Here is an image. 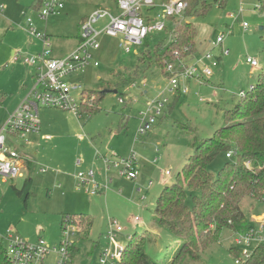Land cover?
Listing matches in <instances>:
<instances>
[{"label": "rangeland", "instance_id": "374dc122", "mask_svg": "<svg viewBox=\"0 0 264 264\" xmlns=\"http://www.w3.org/2000/svg\"><path fill=\"white\" fill-rule=\"evenodd\" d=\"M240 1L245 10L234 21L229 14L238 10ZM154 2L160 6L163 0ZM36 4L37 0H0V7H4L0 13V129L8 113L23 98V86L31 88L34 84L35 69L20 62L13 63L12 59L15 52L27 57L41 51L38 40L33 39L35 46H30L32 37L26 31V21L30 18L37 32L44 34L45 24L38 19ZM110 6L111 3L95 0L68 2L46 26L55 47L54 56H66L75 51L82 21L95 9ZM258 7L259 0H229L226 8L214 4L204 16L192 14L174 18L177 23L194 25L198 53H212L219 58L220 65L213 77L203 82L183 80L182 86L189 89L187 94L166 93L169 104L162 116L149 134L138 139L140 111L169 85V78L156 65L146 68L143 74L145 68L139 65L138 57L153 51L157 45H169L174 23L169 20L166 31L150 34L143 46L134 47L129 54L120 49V40L102 36L100 50L93 53L99 67L88 66L67 81L70 86H81L82 91H110L100 104L97 95L87 94L91 101L85 105L98 106L99 112L82 114L81 118L72 112L41 107L40 132L30 136L29 142L14 139L13 146L23 164L22 176L0 186V233L12 228L30 243L43 239L51 246H59L63 242V216L87 217L93 221L88 237L82 239L80 232L71 239L79 249L72 264H100L101 254L109 248L106 238L109 220H116L124 229L118 236L122 247L135 233H152L157 200L165 186L177 181L194 154L196 144L212 138L217 130L226 126L225 113L241 102L239 94L249 92L264 70V13ZM157 12L154 10V15ZM245 23L247 29L243 27ZM103 24L101 21L97 26ZM221 36H225L224 47L229 50L226 57L222 56L221 47L212 46ZM248 58L256 60L258 67L252 68L246 61ZM188 61L189 64L193 60ZM134 84L138 86L131 88ZM79 94L76 92L77 96ZM119 98L124 99V104L119 103ZM46 136H51L52 140H45ZM83 145L90 150L89 159L79 168L76 163L83 161L79 153ZM96 152L111 163L135 153L138 180L120 177L113 167L107 172ZM230 161L233 160L222 153L208 170L217 179ZM101 166L102 181L98 179ZM87 169H94L102 184L108 177L112 179L106 197H92L76 189L77 173ZM250 169L255 173L257 168L251 165ZM166 171L171 175L166 176ZM150 182L153 186L148 187ZM142 195L146 196L145 201L141 200ZM249 204L251 201L246 200L242 207L251 220L259 214H252ZM136 217L140 222H135ZM158 231L160 237L157 243L147 247V254L154 260L169 259L177 241L168 230ZM220 233V239L201 254L199 261L186 257L182 264H235L234 255L230 253L235 247L234 236L227 229Z\"/></svg>", "mask_w": 264, "mask_h": 264}, {"label": "built area", "instance_id": "2783aa9c", "mask_svg": "<svg viewBox=\"0 0 264 264\" xmlns=\"http://www.w3.org/2000/svg\"><path fill=\"white\" fill-rule=\"evenodd\" d=\"M70 1L74 0H44L41 9L37 11L38 19L45 24L44 34L37 32L33 20L29 18L26 21V31L32 37V41L38 40L41 43V51L27 57H22L20 52L13 54V63L21 62L25 66L32 67L36 74L34 85L15 111L8 114L0 129V186L22 176L23 164L20 154L13 146L14 139L29 142L30 136L40 132L41 107L72 112L79 117L80 107L87 101H91L82 91L81 86H70L67 79L88 66L99 67L93 58V53L100 50L102 36L120 40V49L129 54L134 47L143 46L150 34L166 31L167 22L172 18L185 15L189 8V0L163 1L160 6H157L154 0H95L111 3L112 6L95 9L80 25V36L75 51L63 57H56L46 26L50 19L57 17ZM224 1L226 0H216V4L220 5ZM156 9L158 12L154 15ZM244 10V3L240 1L238 10L230 13L229 16L236 21ZM3 11L4 7L1 6L0 13ZM101 21H104L103 26H97ZM243 27L247 29L248 25L245 23ZM224 42L225 36H221L212 43V46L214 49L221 47V54L226 57L229 55V50L224 47ZM174 55L178 56V53L175 52ZM247 63L254 69L258 67V62L254 59L248 58ZM219 65V58L210 52L195 57L179 72L172 63H165V73L170 75L169 85L157 98L148 101L144 109L140 111L136 139L146 136L153 130L163 110L169 104L166 93L175 95L181 91V94H187L189 89L182 86L183 80L196 79L203 82L213 77L214 70ZM136 87L137 84L131 86V88ZM76 92L80 94L77 96ZM239 96L244 98L245 93L241 92ZM124 102L123 98H119V103L124 104ZM234 155L235 153L230 151L226 154V158L232 159ZM96 157L103 161L107 172L113 167L120 177L128 181H135L139 177L135 153L112 163L99 152H96ZM82 164L83 161L79 160L76 166L80 168ZM251 165L253 166L251 161L245 162L246 169L251 170ZM256 172L264 174V166L258 167ZM165 175L170 176V171H166ZM75 180L76 189L92 197H106L110 190L109 184L112 182V179L108 177L105 183H100L94 169L78 172ZM152 185L153 183L150 182L148 187ZM141 200L145 201L146 196L142 195ZM135 222H140V218L136 217ZM81 228L80 221L67 216L63 224V242L59 246H51L43 239L30 243L10 228L5 233H0V264H67L74 244L71 239L80 233ZM123 231L124 229L116 220H109L106 235L109 248L101 254L100 264H117L120 260L124 247L119 243L118 236ZM231 233L235 244L232 249L239 253L238 257H234L235 264L259 262L257 251L264 250V211L253 216L251 220L240 225L237 231Z\"/></svg>", "mask_w": 264, "mask_h": 264}, {"label": "trees", "instance_id": "16d2710c", "mask_svg": "<svg viewBox=\"0 0 264 264\" xmlns=\"http://www.w3.org/2000/svg\"><path fill=\"white\" fill-rule=\"evenodd\" d=\"M43 1L37 0V11L41 9ZM228 1L217 5L216 0H189L185 15L204 16L214 4L224 9ZM258 9L264 13V0H259ZM170 20L174 23L171 43L165 47L157 45L153 51H146L138 57L139 65L145 68L143 74L146 68L156 65L169 78L170 75L165 73V63H172L179 72L188 65V59L202 55L197 51L194 25L177 23L173 18ZM175 52L178 56L174 55ZM137 75L138 68L135 71ZM109 91L104 89L84 93L97 95L100 104ZM178 93L181 94V91ZM240 99L241 102L233 110L225 113L226 126L217 130L212 138L195 145L194 154L188 159L177 181L165 186L157 200L154 225L168 230L176 239L172 257L152 259L146 249L157 243V236L151 232L135 233L125 245L117 264H182L186 257L199 261L201 254L220 239L221 231L227 229L235 232L249 220L242 207L246 200L251 201L249 209L252 214L264 211V174L245 168L247 161H251L257 169L264 166V70L257 83ZM80 108L78 118L82 114L99 112L98 106L92 108L90 104H83ZM230 151L235 153L230 159L233 161L226 163L215 179L208 170L209 166L218 155H226ZM67 216L80 221V236L87 238L93 221L81 215H66L62 218V225ZM78 253L79 249L73 244L67 264H72ZM230 253L234 257L239 256L237 250L230 249ZM257 254L260 261L255 264H264V250L257 251Z\"/></svg>", "mask_w": 264, "mask_h": 264}, {"label": "crops", "instance_id": "0c3cea01", "mask_svg": "<svg viewBox=\"0 0 264 264\" xmlns=\"http://www.w3.org/2000/svg\"><path fill=\"white\" fill-rule=\"evenodd\" d=\"M86 19V18H85ZM84 19V20H85ZM83 20V21H84ZM82 21V22H83ZM36 41H32L31 40V43H30V46H35L34 45V43H35ZM41 44V43H40ZM77 45H78V40H77V44H76V47H77ZM54 46V45H53ZM54 49H55V47H54ZM14 54V53H13ZM59 57H63V55H61V56H59ZM21 63V62H20ZM34 82H35V79H34ZM34 85V84H33ZM32 85V86H33ZM31 88H26V86L24 85L23 86V90H25V94H24V96H23V98L20 100V102L18 103V105L15 107V109L20 105V103L22 102V100L24 99V97L26 96V94L28 93V91L30 90ZM243 92V91H242ZM144 94H147V92H145ZM15 109L13 110V111H15ZM12 111V112H13ZM12 112H9L8 114H10V113H12ZM8 117V116H7ZM6 117V118H7ZM49 138V139H45V140H52V137L51 136H46L45 138ZM82 140V139H81ZM31 143V142H30ZM82 153V155H83V164H82V166L81 167H84L86 164H87V159H89V157H88V155H89V153H90V150L88 149V146L87 145H83V148L82 149H80L79 150V153ZM139 171V170H138ZM103 175L104 174H102V166L99 168V174H98V179L100 180V181H102V178H103ZM139 176H140V173H139ZM139 178V177H138ZM138 180V179H137ZM153 186V185H152ZM148 229H150V227H147ZM152 230V233L153 234H155L157 237H160V233H159V228H156V227H154L153 226V228L151 229Z\"/></svg>", "mask_w": 264, "mask_h": 264}]
</instances>
